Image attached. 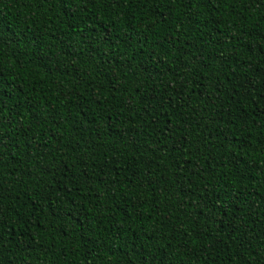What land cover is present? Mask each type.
Returning a JSON list of instances; mask_svg holds the SVG:
<instances>
[{
  "label": "trees",
  "instance_id": "1",
  "mask_svg": "<svg viewBox=\"0 0 264 264\" xmlns=\"http://www.w3.org/2000/svg\"><path fill=\"white\" fill-rule=\"evenodd\" d=\"M0 264H264V0H0Z\"/></svg>",
  "mask_w": 264,
  "mask_h": 264
},
{
  "label": "snow or ice",
  "instance_id": "2",
  "mask_svg": "<svg viewBox=\"0 0 264 264\" xmlns=\"http://www.w3.org/2000/svg\"><path fill=\"white\" fill-rule=\"evenodd\" d=\"M113 2L114 3H116L117 2V0H113ZM184 3H186V4H192L193 3V0H184Z\"/></svg>",
  "mask_w": 264,
  "mask_h": 264
}]
</instances>
